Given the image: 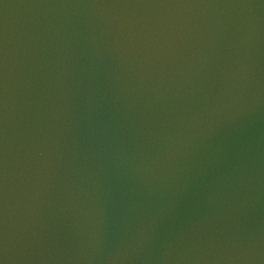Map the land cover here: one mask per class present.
Returning a JSON list of instances; mask_svg holds the SVG:
<instances>
[{"label": "water", "instance_id": "obj_1", "mask_svg": "<svg viewBox=\"0 0 264 264\" xmlns=\"http://www.w3.org/2000/svg\"><path fill=\"white\" fill-rule=\"evenodd\" d=\"M0 264H264V0H0Z\"/></svg>", "mask_w": 264, "mask_h": 264}]
</instances>
